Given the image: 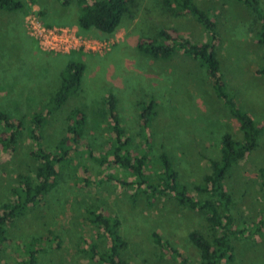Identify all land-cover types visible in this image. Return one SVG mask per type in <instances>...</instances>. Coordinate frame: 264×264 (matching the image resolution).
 Here are the masks:
<instances>
[{"label": "rangeland", "instance_id": "rangeland-1", "mask_svg": "<svg viewBox=\"0 0 264 264\" xmlns=\"http://www.w3.org/2000/svg\"><path fill=\"white\" fill-rule=\"evenodd\" d=\"M20 1V9L0 8V113L15 123L22 118L27 125L32 113L41 112L45 115L43 148L53 152L63 143L69 153L57 165V183L42 202L8 224L0 264H22L34 248L29 239L48 232L50 240L38 243L35 264H96L83 250L91 242L104 249L108 237L86 221L87 208L118 217L119 232L128 243L121 257L130 264H179V257L153 244L151 231L189 263L201 264L187 233L195 229L208 240L216 233L202 213L180 206L171 194L158 195L149 205L141 191L144 186L136 193L134 184L122 185L107 178L111 174L132 183L134 176L111 163L114 131L106 99L110 93L114 96L115 122L124 147L132 155L146 152L145 169L151 179H157L158 155L164 153L188 193L207 197L193 187L202 184V175L209 171L208 159L218 158L222 135H237V122L214 96L196 60L181 50L165 60L152 58L138 50L137 43L156 37L163 28L173 38L180 36L201 46L209 38L208 31L185 10L180 15L171 12L165 0H133L110 36L112 43L101 53H45L27 37L24 17L33 12L42 22L68 27L75 25L78 8L74 2L62 5L60 0ZM193 2L216 24L214 50L228 91L260 129L255 149L233 164L224 180L225 191L232 198L230 214L236 233L229 235L233 258L219 264H264V195L260 187L264 171V76L255 72L264 66V48L254 36L258 24L235 0ZM170 3L174 7V2ZM71 61L81 62L84 74L64 104L53 110L49 100ZM149 102V124L142 128L141 106ZM74 107L85 115L77 147L64 141L66 120ZM7 134L0 120V203L7 201L17 174L32 175L35 167L30 156L35 146L26 130L21 131L14 147L1 143Z\"/></svg>", "mask_w": 264, "mask_h": 264}, {"label": "trees", "instance_id": "trees-1", "mask_svg": "<svg viewBox=\"0 0 264 264\" xmlns=\"http://www.w3.org/2000/svg\"><path fill=\"white\" fill-rule=\"evenodd\" d=\"M60 1L62 5H67L70 2L76 4L78 9L75 26L80 33L101 40L107 39L115 33L123 15L128 12L129 5H133V0ZM235 1L241 3L248 10L252 20L258 24L253 29L254 36L256 37V42L264 48L263 1ZM165 2L168 3L166 7L171 12H178L176 15H180L181 11L185 10L197 23L207 30L209 35L207 42L198 46L180 36L173 38L167 30L161 28L157 32L156 37L138 42V50L150 54L152 58L162 60L167 59L175 51L181 50L185 55L196 60L197 64L203 68L214 96L221 101L231 117L237 122L238 133L236 136H231L228 133L222 135L219 141L218 158L208 159L209 171L202 175V184H197L193 187L195 191L207 194V197H196L189 194L186 186L178 181L177 171L164 153L158 155L160 170L157 174V179L153 180L145 169L148 162L146 152L132 155L124 147L125 141L120 139L121 130L119 133L115 122V99L110 93L106 99V104L107 113L113 123L112 129L114 131L113 140L109 148L112 158L111 163L130 170L134 178L132 183L118 179L111 174H108L107 178L114 179L122 185L134 184L133 188L136 193L139 190L138 188L144 186L141 191L149 205L154 197L171 194L180 206L202 213L204 220L212 228H215L216 233L208 240L197 230L192 229L187 233V236L197 249L201 264H219L222 260H231L233 258V247L230 244L229 235L236 233V231L232 230L233 220L230 214L232 198L225 191L224 180L230 167L255 149L260 129L252 118L240 108L222 79L220 62L214 50V41L217 39L215 22L193 0H165ZM170 2H174V7H170L172 6ZM21 7L22 3L20 0H0V8L5 11H14ZM38 14L42 15V11H38ZM43 23L51 25L50 23ZM167 40L169 41L165 42ZM38 51L41 52L40 50ZM83 69L84 65L79 61L67 63L61 75V82L49 100L51 102L50 108L53 110L58 109L64 104L69 95L79 86ZM255 72L264 76V66L257 67ZM151 106L150 102L143 108L141 106L139 117L142 128L147 127L149 124ZM78 109L74 107L71 115L66 120L65 130L67 137L64 141H68L73 147L79 145L84 127L85 115ZM44 118L45 115L41 112H34L28 118V124L23 125L22 118L17 119V123H15L7 114L0 113V120L8 131L7 136L1 139V143L4 146L14 147L23 129L26 130L28 138L35 146L34 150L30 151V156L35 161L33 174L18 173L16 176L17 180L10 189L7 201L0 203V253L3 250L2 245L8 239V224L13 223L22 216L31 206L42 202L45 195L57 183L59 177L57 165L61 164L69 153L68 147L63 143L53 152L43 148L41 127L44 123ZM96 160L97 162L100 161ZM260 187L264 195V171L261 176ZM85 219L96 228L102 229L108 237V245L104 249L98 248L92 242L89 243L88 248L83 250L87 254V259L94 260L96 264H130L121 257V252L128 243L119 232L121 224L118 217L103 213L99 209L87 208L85 210ZM49 235L48 232L44 236H32L29 239V243L33 244L34 248L27 253V256L25 255L22 264H35L36 255L40 249L38 243L50 240ZM150 236L155 246L166 249L173 257H179V264H191L167 241H161L158 233L151 231Z\"/></svg>", "mask_w": 264, "mask_h": 264}, {"label": "built area", "instance_id": "built-area-1", "mask_svg": "<svg viewBox=\"0 0 264 264\" xmlns=\"http://www.w3.org/2000/svg\"><path fill=\"white\" fill-rule=\"evenodd\" d=\"M26 35L42 52L68 54L72 52L101 53L112 43V38L98 39L83 35L74 26L46 25L31 12L24 17Z\"/></svg>", "mask_w": 264, "mask_h": 264}, {"label": "crops", "instance_id": "crops-1", "mask_svg": "<svg viewBox=\"0 0 264 264\" xmlns=\"http://www.w3.org/2000/svg\"><path fill=\"white\" fill-rule=\"evenodd\" d=\"M41 52H42V51H41ZM45 53H47V52H45ZM56 55H57V54H56ZM61 55H62V54H61ZM81 58H86V55H82ZM84 70H85V69H83V72H82V75H81V76H83V74H84Z\"/></svg>", "mask_w": 264, "mask_h": 264}]
</instances>
